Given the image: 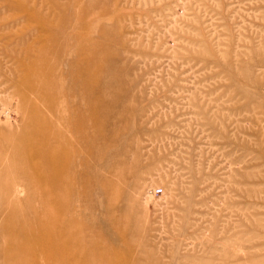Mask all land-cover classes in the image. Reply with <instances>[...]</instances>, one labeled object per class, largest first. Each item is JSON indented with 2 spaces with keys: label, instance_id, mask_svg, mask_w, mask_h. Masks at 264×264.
Listing matches in <instances>:
<instances>
[{
  "label": "rangeland",
  "instance_id": "obj_1",
  "mask_svg": "<svg viewBox=\"0 0 264 264\" xmlns=\"http://www.w3.org/2000/svg\"><path fill=\"white\" fill-rule=\"evenodd\" d=\"M48 34L59 119L31 100L68 159L38 192L9 144L28 114L13 84ZM91 60L92 101L71 73ZM5 185L30 213L0 229V264H264V0H0Z\"/></svg>",
  "mask_w": 264,
  "mask_h": 264
},
{
  "label": "bare ground",
  "instance_id": "obj_2",
  "mask_svg": "<svg viewBox=\"0 0 264 264\" xmlns=\"http://www.w3.org/2000/svg\"><path fill=\"white\" fill-rule=\"evenodd\" d=\"M45 29L46 27L44 28V30ZM51 41H55L54 34L52 36H49L48 34L45 43L38 51V58H36L33 62L28 61L22 63L24 67L22 76L18 77V80L13 84L15 88L14 96L19 100V104L16 106L15 111L17 114L21 115L26 114V112H28V114L25 115V118H22L17 130L12 135V138L10 140L11 144L9 145L14 150L13 155H15V159L17 160L16 162L21 164V166L15 168V172L17 173V175H20L21 178H26V180L27 178H30L32 176L36 178L39 175H44L46 173V162H52L56 167L58 163H61V161L68 159L66 154L64 155L61 152H58L56 148L52 146V143L48 138L50 134V124H52L53 121H51L45 113H42L41 110L37 107L38 105L31 100L34 98V100L37 101L40 107H43L47 113L55 116L56 119H59V115H57L58 109L55 108V104L59 103V98L58 96H56V94H54L58 85L55 80V74L53 72L50 73V65H47L45 63L44 58L46 57V55L45 53H43L44 49L48 45L53 46ZM53 52L55 53V51ZM83 55V49H79L73 55V57H75L74 60L81 61V57ZM52 56L55 58V55ZM94 68L95 63L91 60L88 65L82 66L81 64H78L76 66V69L74 68L71 70L73 77L75 76V74H78L80 77V80L77 81L76 87L80 88L83 91L85 97L90 101L93 100L92 89L98 79ZM101 101V108H103L102 110H106L109 107V104L106 103V101ZM92 108L94 109V111L96 110V106H92ZM11 133L12 131L8 130L7 135ZM3 174L4 173H2L1 175L3 176ZM49 179L55 182L60 181L52 179L50 177ZM98 180L99 181L96 188L98 192H100L101 199L108 203L112 195V186L109 181H107L103 176ZM36 181V186H34L32 183H27V189H36L39 192V190H41V188H43L46 184V182L40 181L39 178H36ZM7 187V185L4 186V193L0 200L1 234H3L7 229H13L11 233L13 234L14 231H16L15 229L18 225L26 226L28 224V215L30 213V209L28 211L17 206L16 201H14L16 199H12L11 197H15L17 191L14 192L10 187ZM22 210H26L27 213L21 212ZM19 213L23 215L25 219L19 220ZM107 215H109V210H107ZM112 229L113 228H111L110 234L111 239L125 238L123 232H121V235L117 232L113 234ZM53 238H55V235H53L51 239ZM51 239L49 240L50 243L47 244V253L53 254L55 253L54 249H58L61 250L63 254H65L64 246L60 245L61 247L55 248L53 244H58V242L56 239ZM110 252L116 253V250H110Z\"/></svg>",
  "mask_w": 264,
  "mask_h": 264
},
{
  "label": "built area",
  "instance_id": "obj_3",
  "mask_svg": "<svg viewBox=\"0 0 264 264\" xmlns=\"http://www.w3.org/2000/svg\"><path fill=\"white\" fill-rule=\"evenodd\" d=\"M160 192V188L155 189V193H159Z\"/></svg>",
  "mask_w": 264,
  "mask_h": 264
}]
</instances>
